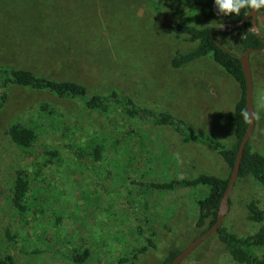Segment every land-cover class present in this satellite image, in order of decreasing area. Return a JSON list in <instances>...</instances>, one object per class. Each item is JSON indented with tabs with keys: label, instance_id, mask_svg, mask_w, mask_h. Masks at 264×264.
I'll list each match as a JSON object with an SVG mask.
<instances>
[{
	"label": "rangeland",
	"instance_id": "rangeland-1",
	"mask_svg": "<svg viewBox=\"0 0 264 264\" xmlns=\"http://www.w3.org/2000/svg\"><path fill=\"white\" fill-rule=\"evenodd\" d=\"M198 1L0 0V65L73 80L92 93L115 88L139 106L168 112L189 131L229 145L232 126L221 114L233 110L238 84L208 56L179 68L170 65L176 51L195 45L172 34L169 26L176 23L211 27L222 47L243 53L239 36L224 25L227 16L217 13L213 0H204L212 16H203ZM256 25L264 38V12L258 11ZM248 60L253 111L259 112L249 143L264 155V109L257 107L264 103V52H251ZM15 121L35 128L34 155L59 152V160L40 176L9 139L7 129ZM131 129L133 137L127 134ZM97 136L104 139L99 159L77 158L75 145ZM16 168L28 171L25 200L30 210L36 208L26 223L16 219L10 201ZM199 173L227 177L230 169L216 150L182 142L171 126L128 118L119 109L88 110L73 97L10 85L0 109V253H9L16 264H156L207 228V222L201 227L195 222L197 201L208 186L157 190L147 183ZM250 199L264 212V185L236 178L222 225L237 235L257 229L246 218ZM81 247L89 253L78 263L73 255ZM179 264L238 263L210 236Z\"/></svg>",
	"mask_w": 264,
	"mask_h": 264
},
{
	"label": "trees",
	"instance_id": "trees-1",
	"mask_svg": "<svg viewBox=\"0 0 264 264\" xmlns=\"http://www.w3.org/2000/svg\"><path fill=\"white\" fill-rule=\"evenodd\" d=\"M198 4L203 16H212L210 8L204 0H199ZM249 10L241 9L238 16L227 15V22L229 25H232L240 21ZM258 11L264 12V8L258 9ZM169 27L175 37H184L186 41L195 43L193 47L187 50L176 51L170 58L171 67L179 68L195 59L208 56L238 84L240 95L234 104L233 110L221 114V118L232 126L233 138L229 145L224 144L209 134L189 131L181 121L176 120L170 113L162 111L153 112L143 108L136 104L128 94L115 88H108L105 93H92L88 92L83 84L73 80H56L36 75L28 69L3 65H0V109L5 105L7 89L10 85L47 90L58 97H73L79 100L84 108L88 110L105 112L119 109L128 118L135 119L142 117L159 125L171 126L180 135L181 141L184 143L192 142L213 148L231 171L238 145L248 124V121L241 114L242 111H247V109L245 105V81L240 62L235 54L230 51H224L215 43L211 35V30H213L211 27H197L187 23L171 24ZM231 30L239 36L238 43L242 51L246 48L263 47L261 41L263 37L256 35L250 29L249 20L233 27ZM213 35L215 37L217 31H214ZM45 106H42L44 114L50 117V113L46 111ZM131 131L132 129L127 133L129 137H133ZM7 134L10 141L18 148L19 153L29 162L31 170L36 176H40L45 168L60 158L57 150H48L41 155H34L32 145L37 139V132L32 126H25L15 121L9 125ZM103 141L104 139L100 136L83 140L81 143L75 145L73 152L77 158H87L97 161L104 150ZM228 178L229 176L221 177L214 174L199 173L192 178L182 177L164 182H148L147 186L157 190H173L178 187H194L197 185L208 186L207 195L197 201L199 214L195 222L196 227H201L207 222L208 228L216 219L220 198L227 186ZM237 178L253 179L264 185V155L254 149L249 140L242 152ZM29 189L30 179L28 171L24 168H16L11 178L10 201L16 212V219L18 221L24 220L25 223L29 217L28 212H36V208L29 209L25 200ZM245 211L247 220L257 225V229L254 232L247 235H237L221 224L215 233L209 235L206 239L210 238V236H215L217 241L222 245L223 251L238 264H264V212L254 199H250L245 204ZM39 212H43L41 207L39 208ZM5 236L8 240L13 241L14 239V233L9 230L5 232ZM146 241L148 245L154 246L150 238L147 237ZM181 249L172 248L168 250L159 257L156 264H170ZM255 250H259L260 253H255ZM88 253V247L76 248L73 259L81 263L85 261ZM0 264H16V262L9 253L4 252L0 253Z\"/></svg>",
	"mask_w": 264,
	"mask_h": 264
},
{
	"label": "water",
	"instance_id": "water-1",
	"mask_svg": "<svg viewBox=\"0 0 264 264\" xmlns=\"http://www.w3.org/2000/svg\"><path fill=\"white\" fill-rule=\"evenodd\" d=\"M257 10H252L250 9L246 15L244 16V18H242L240 21L229 25L230 27L228 28V30H231L233 27L240 25L241 23L245 22L246 20H248L250 18V29L255 33L258 34V28L256 25V13ZM227 24V23H226ZM228 25V24H227ZM213 30H211V35L213 40L215 41V43L217 45H219L224 51H228L227 49L223 48L220 44L217 43L214 35H213ZM264 41V40H262ZM262 49L259 48H246L242 55H236L242 71H243V75H244V81H245V105H246V109L247 112L249 113H254L253 111V106H252V94H253V84H252V74H251V70H250V66H249V60H248V54L250 51H260ZM253 126H254V119L251 120V122L248 121L246 130L244 132V135L242 136L240 143L238 145V149L236 152V156H235V160L234 163L232 165L230 174H229V178H228V183L227 186L220 198V202L218 205V209H217V213H216V219L215 221L211 224L210 227H208L204 232H202L200 235H198L197 237H195L194 239H192L187 245H185L180 252L172 259V261L170 262V264H179L185 257H187L192 250H194L202 241H204L209 235L215 233V231L217 230L218 227L221 226L222 224V220L223 217L225 215V213L227 212L228 209V197L229 194L231 192L233 183L235 182V179L238 176V167H239V163H240V159L242 156V152L243 149L246 145V143L248 142L252 130H253Z\"/></svg>",
	"mask_w": 264,
	"mask_h": 264
},
{
	"label": "clouds",
	"instance_id": "clouds-1",
	"mask_svg": "<svg viewBox=\"0 0 264 264\" xmlns=\"http://www.w3.org/2000/svg\"><path fill=\"white\" fill-rule=\"evenodd\" d=\"M213 6L218 14L238 16L241 9L257 10L264 8V0H213ZM261 99L264 100V96ZM257 107L258 109H264V103H259ZM241 114L249 122L252 119L259 118V112L249 113L242 111Z\"/></svg>",
	"mask_w": 264,
	"mask_h": 264
},
{
	"label": "flooded vegetation",
	"instance_id": "flooded-vegetation-1",
	"mask_svg": "<svg viewBox=\"0 0 264 264\" xmlns=\"http://www.w3.org/2000/svg\"><path fill=\"white\" fill-rule=\"evenodd\" d=\"M257 13H258V11H257ZM257 13H256V17H257ZM248 20H249V22H250V18H249ZM255 20H256V19H255ZM246 21H247V20H246ZM226 23H227L228 25H227ZM226 23H225L224 25L226 26V29L228 30V28H229L230 26H229V23H228V22H226ZM213 31H214V30H213ZM256 35H258V36L260 35L259 30H258V34H256ZM262 40H264V38H261V41H262ZM262 43H263V47L259 48V49H262V50H260V51H258V52H264V41H262ZM251 52H256V51H250L249 53H251ZM248 55H249V54H248ZM250 70H251V69H250ZM251 73H252V70H251Z\"/></svg>",
	"mask_w": 264,
	"mask_h": 264
}]
</instances>
